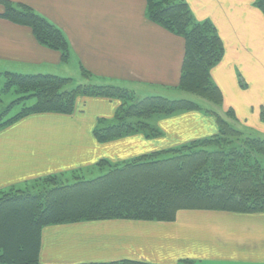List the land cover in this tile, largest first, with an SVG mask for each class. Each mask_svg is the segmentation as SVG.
Returning <instances> with one entry per match:
<instances>
[{
	"label": "crops",
	"instance_id": "obj_1",
	"mask_svg": "<svg viewBox=\"0 0 264 264\" xmlns=\"http://www.w3.org/2000/svg\"><path fill=\"white\" fill-rule=\"evenodd\" d=\"M9 1L57 25L69 55L63 60L61 52L38 42L30 27L4 17L0 2V72L74 80L66 74L72 65L78 77L129 87L140 98L169 96L167 91L180 88L185 39L150 19L146 0ZM186 1L195 19L212 22L224 42L222 60L210 69L223 99L211 109L241 131L264 138V13L255 0ZM119 106L118 98L81 95L72 114L31 113L0 128V192L22 190L48 176L66 182L78 174L94 178L106 171L107 161L137 157L155 140L131 134L101 142L94 134L102 121L114 120ZM194 117L202 130L169 142L180 145L217 128L206 114ZM39 258L42 264H264V212L181 209L172 221L116 218L47 225Z\"/></svg>",
	"mask_w": 264,
	"mask_h": 264
},
{
	"label": "trees",
	"instance_id": "obj_2",
	"mask_svg": "<svg viewBox=\"0 0 264 264\" xmlns=\"http://www.w3.org/2000/svg\"><path fill=\"white\" fill-rule=\"evenodd\" d=\"M146 1L152 21L185 39L180 89L204 95L220 105L223 96L210 75V69L225 52L216 26L208 20L197 21L186 0ZM0 2L5 5L4 17L30 27L38 42L61 52L63 60L68 58L69 43L57 25L28 6L9 0ZM255 5L264 13V0H255ZM3 74L8 78L7 87L17 85L28 95L17 98L0 112V128L31 113L72 114L81 95L120 99L125 93L124 87L116 85L70 87L72 78L54 74ZM28 99H34V104L4 118L10 107ZM164 106H168L167 113L182 107L201 110L198 103L189 99L146 96L128 108L122 103L114 120L102 121L94 134L101 142L131 135L137 129L126 123L127 117L142 118L151 110L164 111L159 109ZM214 114L220 131L210 138L192 139L180 147L139 155L110 168L103 164V168H108L104 173L94 178L78 174L73 183H63L60 176H48L41 180H50L52 187L39 193L1 194L0 264H42L41 233L43 227L52 224L116 218L172 221L181 209L264 212V166L249 160L250 152L264 156V138L243 132L227 118ZM227 116L234 117V113L229 111ZM226 135L245 137L244 147L229 151L207 149L206 146L224 141ZM83 264L152 263L123 260Z\"/></svg>",
	"mask_w": 264,
	"mask_h": 264
},
{
	"label": "rangeland",
	"instance_id": "obj_3",
	"mask_svg": "<svg viewBox=\"0 0 264 264\" xmlns=\"http://www.w3.org/2000/svg\"><path fill=\"white\" fill-rule=\"evenodd\" d=\"M72 68H73L72 65L67 67L68 70H66V74H71L72 76H75L77 78H74L73 82L70 83V87H74L78 84H83V83L93 84L94 81H93V79H91L92 77H87L86 75H84L83 77H78L79 72L76 71V75H75L73 73ZM51 71L56 72V69L52 67ZM82 78H83V80H82ZM81 82H83V83H81ZM96 82L103 83V81H100V80H96ZM7 83H8L7 76H4L3 72H0V112L9 108L11 103H13V101H16L17 98H19L23 95H28L27 93L21 92L20 91L21 88L17 85L7 87ZM124 88H125V93H123L124 97L119 99L120 105L122 103H126V106H127L126 108H128L131 104L138 103L139 100L144 99V97H142V98L137 97L134 94L133 90L129 89V87H124ZM167 92L169 93V96H165L166 98L174 99V100H177V99L192 100L195 103L199 104V106L201 107V110H192V109L187 110V109L182 107L178 110L176 109L175 112L167 113V111H165V110H168V106H164L162 108H159V109H164V111L151 110V111L147 112V115L143 116L142 118L135 117V116L127 117L126 123L128 124L130 122V124H133L135 126V128L137 129V131L132 132V134H139V135H142L143 137H147L149 139L155 140V143L152 142L150 144L148 143L147 145H145L143 148V149H145V151L141 152L139 155L153 154V153L161 152V151L163 152L167 149H170L171 147H175V148L180 147L174 141H172L173 143L169 142V140H171L172 137L176 138V136L180 135V133L181 134L186 133L184 136L185 138H189V136H191V135L196 136L197 132L194 131V129L202 130V126H201L202 121L199 120L198 117H194V115H197V114H201V113L206 114L208 116L209 120H211V123L208 121V123L211 125V127L213 125L212 124L213 122H215V124H217V128H215V131H213V132H212V129L207 128V130H209V133H207L206 135H202L201 140L206 139V138H210L211 136H214L218 131H220V127L217 123V118L215 117V114H214L215 111H214V109H211V108H216L215 105H217V104H215L214 102L209 100L208 97L206 98L204 95L201 96L200 94L190 92L187 90H181L180 88L172 89V90H169ZM138 96H141V94H138ZM33 104H34V99H28L25 102L21 101V102L17 103L16 105H14L13 107H10L8 114L6 113L4 118L7 119L8 117H10V116L16 114L18 111H20L24 106H30ZM182 105H184V104H182ZM217 106H219V105H217ZM218 109H220V108H218ZM127 111H128V109H127ZM215 113L219 114L218 112H215ZM223 116H225V114ZM208 123H206L205 125L209 126ZM198 124H200V125L198 126ZM231 125L235 126L232 123H231ZM251 135H253V134H251ZM181 139H183V138H181ZM245 139H246L245 137H232V136L226 135V136H224V141H220L217 144H212V145L206 146V147H207V149H210V150H212V149H224L225 151H229L235 147H237V148L238 147H244ZM181 144H184V143H181ZM160 157H162V156H160ZM249 160L251 162L259 161L260 164L262 166H264V156H262L258 153H255V152L251 153L250 152ZM107 163H109V168H110V166H113L115 164H122L123 162L113 163L112 161H107ZM105 169H108V168L105 167ZM96 175H100V174H96ZM66 176H68V174ZM64 179L65 178H62V182L67 183ZM44 181L39 180V181H36L34 183H31L27 187L23 188L22 190L21 189H13V190L11 189V190H7V191H3V192L1 191L0 196H1V194H4V193H9V192L15 193L16 191L39 193L41 191H44L46 188L52 187V183L50 182V180L47 179L46 182H44ZM69 182L73 183L74 180H70ZM41 238H42V233H41Z\"/></svg>",
	"mask_w": 264,
	"mask_h": 264
}]
</instances>
